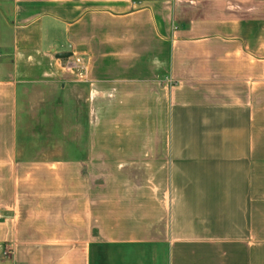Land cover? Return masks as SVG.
<instances>
[{
	"label": "crops",
	"instance_id": "1",
	"mask_svg": "<svg viewBox=\"0 0 264 264\" xmlns=\"http://www.w3.org/2000/svg\"><path fill=\"white\" fill-rule=\"evenodd\" d=\"M71 51L87 156L25 157ZM0 213V264H264V0H0Z\"/></svg>",
	"mask_w": 264,
	"mask_h": 264
},
{
	"label": "rangeland",
	"instance_id": "2",
	"mask_svg": "<svg viewBox=\"0 0 264 264\" xmlns=\"http://www.w3.org/2000/svg\"><path fill=\"white\" fill-rule=\"evenodd\" d=\"M71 53L69 57L59 58L56 64L57 69L68 75L67 80L64 77L53 79L55 76L51 75L45 81L27 86L20 139L25 157L58 159L87 156L84 153L75 155L60 152L62 146H88L92 141L90 131L95 128V105L87 100V96L90 88L95 87L97 79L90 73V59L84 53ZM76 58L82 63L83 72L79 68L69 69ZM174 84L173 74L169 72L168 85ZM138 125L143 128L144 123ZM108 128H112L111 125Z\"/></svg>",
	"mask_w": 264,
	"mask_h": 264
},
{
	"label": "built area",
	"instance_id": "3",
	"mask_svg": "<svg viewBox=\"0 0 264 264\" xmlns=\"http://www.w3.org/2000/svg\"><path fill=\"white\" fill-rule=\"evenodd\" d=\"M78 68L81 69V68H83V66H82V63H80V59L76 58L73 60L72 65L69 66V69H78ZM81 71H82V69L80 70V72ZM81 74H83V73H81ZM0 217H1V213H0Z\"/></svg>",
	"mask_w": 264,
	"mask_h": 264
},
{
	"label": "water",
	"instance_id": "4",
	"mask_svg": "<svg viewBox=\"0 0 264 264\" xmlns=\"http://www.w3.org/2000/svg\"><path fill=\"white\" fill-rule=\"evenodd\" d=\"M71 54H72L71 52H59L57 53V57L65 58L71 56Z\"/></svg>",
	"mask_w": 264,
	"mask_h": 264
}]
</instances>
